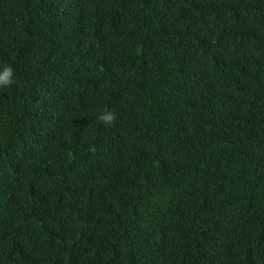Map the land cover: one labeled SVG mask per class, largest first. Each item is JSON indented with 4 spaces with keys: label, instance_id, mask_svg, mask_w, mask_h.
Masks as SVG:
<instances>
[{
    "label": "trees",
    "instance_id": "1",
    "mask_svg": "<svg viewBox=\"0 0 264 264\" xmlns=\"http://www.w3.org/2000/svg\"><path fill=\"white\" fill-rule=\"evenodd\" d=\"M0 64V264H264V0H0Z\"/></svg>",
    "mask_w": 264,
    "mask_h": 264
},
{
    "label": "clouds",
    "instance_id": "2",
    "mask_svg": "<svg viewBox=\"0 0 264 264\" xmlns=\"http://www.w3.org/2000/svg\"><path fill=\"white\" fill-rule=\"evenodd\" d=\"M15 83V71L10 64H0V88L10 87ZM97 119L104 125H111L116 119V113L108 110L99 113Z\"/></svg>",
    "mask_w": 264,
    "mask_h": 264
}]
</instances>
